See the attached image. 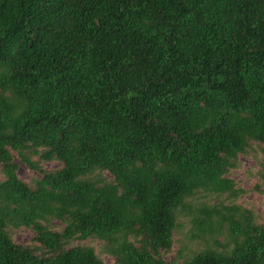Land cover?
Wrapping results in <instances>:
<instances>
[{
    "label": "trees",
    "instance_id": "16d2710c",
    "mask_svg": "<svg viewBox=\"0 0 264 264\" xmlns=\"http://www.w3.org/2000/svg\"><path fill=\"white\" fill-rule=\"evenodd\" d=\"M257 150L264 182V0H0V264H104L89 239L113 264H264L229 177ZM200 193L208 246L167 262Z\"/></svg>",
    "mask_w": 264,
    "mask_h": 264
},
{
    "label": "rangeland",
    "instance_id": "374dc122",
    "mask_svg": "<svg viewBox=\"0 0 264 264\" xmlns=\"http://www.w3.org/2000/svg\"><path fill=\"white\" fill-rule=\"evenodd\" d=\"M260 157V153L257 150L256 153L251 152L246 156L239 157L237 162V167L230 173V178L235 180L237 188H240L243 193L240 195L237 204L248 211H250L255 220L264 224V182L261 179L260 165L257 159ZM15 161L19 164L18 176L21 180L26 183H30L32 180L38 178V174L28 169L24 164H22L16 156H14ZM60 167L59 163L45 164L44 168L46 170H54ZM106 177L110 178L107 174ZM222 200V199H221ZM216 197V195H206L205 193H200L192 200H190L189 205L181 211L178 215L177 229L174 233V243L172 250L169 253H164L163 257L167 262L182 263L185 259L190 257L192 253L201 250L208 246L204 239L195 238L197 233V228L193 223L194 217H199L196 211H192L191 207L197 206L201 203H207L211 206L219 204L221 201ZM229 204L230 202H224ZM50 226L54 230H59L61 225L58 221L53 220ZM12 238L17 244L21 245H31V241L34 237V233L31 230L21 229L17 231H12ZM227 237H221L218 241L225 245L226 241H231L226 239ZM74 246L85 245L92 247L96 254L102 259L104 264H113V259L108 255L102 253V248L104 246L103 242L96 239H89L87 241H79L73 243ZM214 249L222 250L220 245H215L212 242L209 244Z\"/></svg>",
    "mask_w": 264,
    "mask_h": 264
}]
</instances>
